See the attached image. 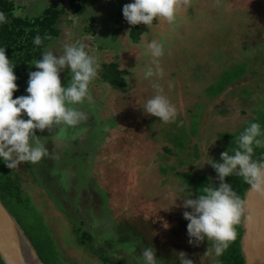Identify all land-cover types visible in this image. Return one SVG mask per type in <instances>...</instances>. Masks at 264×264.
Instances as JSON below:
<instances>
[{
	"label": "rangeland",
	"instance_id": "1",
	"mask_svg": "<svg viewBox=\"0 0 264 264\" xmlns=\"http://www.w3.org/2000/svg\"><path fill=\"white\" fill-rule=\"evenodd\" d=\"M18 1L22 8L17 14L25 16L45 0ZM128 3L111 0L104 7L100 0H86L91 11L62 17L60 36L45 52L63 55L66 45L89 43L86 50L98 57L101 67L91 84L94 102L85 107V100L81 106L97 126L85 135L84 145L75 141L74 128L65 135L73 137L71 146L56 142L59 128L40 132L58 158L12 170L29 202L8 210L33 232L36 245L37 220H42L63 264H135L129 255L133 246L135 256L153 247L158 264H179L180 251L194 264H214V257L206 254L210 242L199 248L188 244L183 212L191 209L182 205L186 195L200 194L188 184L190 174H204L218 185L206 161L222 162L221 153L231 151L248 121L256 117L264 125V0H181L172 24L157 19L151 28L135 25L138 43L130 37L134 26L122 14ZM152 40L164 44V75L145 80V65L152 62L146 45ZM115 60L126 72L125 93L102 81V72ZM70 80L66 68L62 86ZM154 84L176 106L175 122L144 113V103L157 93ZM182 162L186 165L180 166ZM0 167L6 166L0 162ZM183 172L185 176L177 175ZM195 184L202 191L203 184ZM79 232L92 237L86 247Z\"/></svg>",
	"mask_w": 264,
	"mask_h": 264
},
{
	"label": "clouds",
	"instance_id": "2",
	"mask_svg": "<svg viewBox=\"0 0 264 264\" xmlns=\"http://www.w3.org/2000/svg\"><path fill=\"white\" fill-rule=\"evenodd\" d=\"M181 7V0H133L123 6L122 14L130 25L143 24L151 28L157 19L172 24ZM5 23L7 17L0 12V25ZM50 39L48 33L43 37L37 34L32 42L40 47ZM88 45L86 40H81L66 45L63 55L52 51L42 53V58L34 62L37 70L29 72L27 95L15 99L13 94L18 90L15 65L8 58L6 48L0 47V162L7 168L13 170L22 163L39 164L49 157L57 159L37 131L43 133L47 129L52 133L54 127L59 128L55 140L61 142L69 128H77L88 120L85 107L94 102L90 85L97 79L101 67L98 57L86 50ZM146 51L152 62L145 65L144 79L163 77L160 58L165 55L164 44L152 40L147 43ZM66 68L70 70L71 80L62 86L61 73ZM153 86L157 93L144 103V113L164 123L175 122L178 117L176 106L163 94L159 84ZM85 100L88 105L83 106L84 111L81 104ZM234 144L231 151L221 153L222 162L206 161L215 170L218 185H205L196 198L186 195L182 205L191 209L183 212V218L188 221V244L199 248L205 240L210 242L206 254L214 257V264H219L216 258L221 257L237 239L236 226L241 222L245 204L226 178L242 177L252 189L264 192V158H254L255 150L264 148V128L258 122H250L239 136H235ZM134 252L135 246L129 252L135 264H158L160 260L153 247L143 248L139 256ZM177 258L179 264H194L184 251H180Z\"/></svg>",
	"mask_w": 264,
	"mask_h": 264
},
{
	"label": "trees",
	"instance_id": "3",
	"mask_svg": "<svg viewBox=\"0 0 264 264\" xmlns=\"http://www.w3.org/2000/svg\"><path fill=\"white\" fill-rule=\"evenodd\" d=\"M78 1L79 0H70L68 10H72L74 15L79 16L85 12V6L83 4H79ZM21 8L22 7L20 6L18 0H0V12L5 13L7 17V23L0 25V47L6 48V54L14 63V74L17 76L16 83L18 85V90L14 92L13 99L21 95H27L26 88L28 87L29 72L37 70L34 67V62L41 59V55L45 52L46 48L53 44L60 36L61 30L59 24L62 16L66 14L65 11H67L64 9L66 7L58 8L50 3H46L44 5L42 4L40 7L38 6V8H32L28 15L22 16L17 14ZM91 21H93V18ZM89 29H91V27L85 31H88ZM45 33H48L51 36V39L45 40L43 45L40 47L35 46L32 42L33 38L37 34L43 37ZM117 34L115 35L114 40H116ZM92 35L93 37L95 36L94 32ZM137 35V28L134 26L130 31V37L134 43H138L139 41V35ZM105 70H107L109 74L106 73ZM105 70L101 74L103 78L102 81L114 88H119L125 93L127 91V84L124 82L123 75L126 72L120 70L116 60L115 62L109 63ZM24 118L27 119L26 116ZM256 119L257 118L255 117L252 121H248V123L255 122ZM262 128H264V125ZM37 135H40L39 131H37ZM254 158H264V148H257L255 150ZM185 165V162H182L180 166ZM184 174L185 173L183 172V175H177L179 177H183L185 176ZM18 180L19 178L17 175H14V177L12 176L11 169L7 167H0V200L7 209H9V205H26L29 202L27 198H23ZM226 180L232 185L236 193L244 200L245 192L251 188V186L246 184L242 177L235 175L226 178ZM187 181L190 186H194V191H198L197 193H200V191L197 190V186L195 184L196 182H200L203 186L210 184L209 177L198 173L190 174ZM39 220L37 221L40 224V229H38V233L36 232L37 245L32 242L31 237L33 236V232L30 230L27 232L20 224L19 225L24 230L26 236L36 249L41 261L44 264H63L58 259L59 255L54 250L52 240L45 235V227L40 222L42 220ZM241 222L236 226L237 239L233 241L225 253L219 257V264H244V259L240 249V239L243 233L241 229ZM39 233L43 236H40ZM79 235L83 247H86L89 243H91V235L86 232H79ZM0 264H4L1 259Z\"/></svg>",
	"mask_w": 264,
	"mask_h": 264
},
{
	"label": "water",
	"instance_id": "4",
	"mask_svg": "<svg viewBox=\"0 0 264 264\" xmlns=\"http://www.w3.org/2000/svg\"><path fill=\"white\" fill-rule=\"evenodd\" d=\"M240 239L244 264H264V192L244 195ZM0 259L4 264H44L15 217L0 200Z\"/></svg>",
	"mask_w": 264,
	"mask_h": 264
},
{
	"label": "flooded vegetation",
	"instance_id": "5",
	"mask_svg": "<svg viewBox=\"0 0 264 264\" xmlns=\"http://www.w3.org/2000/svg\"><path fill=\"white\" fill-rule=\"evenodd\" d=\"M60 1L61 0H59L58 2H56L55 0H45V1H43V4L50 3L51 5H54V6L58 7V8H62V7L64 8V7H66V8H64L65 10H67V11H65V13H66L65 15H69L71 13V11H72V10H68V8H69V1L70 0H67V2H66V0H62L61 2ZM100 1H101V3H103L104 7H105V5H106L107 2H111V0H100ZM128 1H129V3H132L133 2V0H128ZM78 3L79 4H83L84 3L83 5L85 6V11L86 10L91 11L90 6L88 5V7H87V5H86V0H79ZM40 6L41 5H39V7ZM100 9H103V7L100 8ZM105 10H107V9H105ZM98 11H99V9H98ZM84 13H86V12H84ZM64 16H62V17H64ZM91 19L92 18H90V21H91ZM93 21H95L94 18H93ZM90 87H91V85H90ZM72 107H73V105H72ZM79 109H82V108L79 106ZM83 110L85 111V108H83ZM87 116L89 117L90 115L87 114ZM88 119H90V118H88ZM90 121L91 122H90V124L88 126H83L84 124H82L79 127L74 128V130L77 132V133H75L76 137H74L75 138V141L78 140L80 142V144H82V142H85V140L83 139V138H85V135H88L91 132V130L96 129V126H97L96 120H94V118L91 117ZM71 129L73 130V128H71ZM58 133H59V130H58ZM63 140L65 141L66 145H68V146L73 145V137L71 135L65 137ZM84 144H82V145H84ZM67 196H69V193L68 192H67Z\"/></svg>",
	"mask_w": 264,
	"mask_h": 264
}]
</instances>
